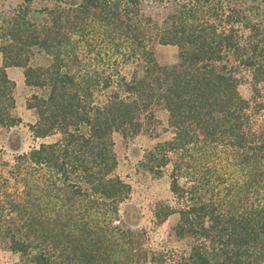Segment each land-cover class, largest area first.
Listing matches in <instances>:
<instances>
[{
    "label": "trees",
    "instance_id": "trees-1",
    "mask_svg": "<svg viewBox=\"0 0 264 264\" xmlns=\"http://www.w3.org/2000/svg\"><path fill=\"white\" fill-rule=\"evenodd\" d=\"M7 5L0 128L22 121L16 65L47 89L25 99L31 133H57L10 157L0 146V244L18 253L12 264H264V0ZM157 44L176 45V61L160 63ZM36 49L46 62L31 60ZM158 110L171 135L140 163L172 193L152 221H173L151 248L113 134L149 129Z\"/></svg>",
    "mask_w": 264,
    "mask_h": 264
},
{
    "label": "rangeland",
    "instance_id": "rangeland-1",
    "mask_svg": "<svg viewBox=\"0 0 264 264\" xmlns=\"http://www.w3.org/2000/svg\"><path fill=\"white\" fill-rule=\"evenodd\" d=\"M10 2H15V0H0V13L6 10L7 4ZM151 12L157 14L158 11L151 9ZM176 52L177 47L174 44H157L155 46V56L160 63L170 64L176 61ZM48 58L46 53L36 49L31 60L46 62ZM7 72L15 80V111L22 117L19 124L0 128V146L5 150L6 156L10 157L14 151L26 150L42 140L55 139L57 133L45 137L33 136L27 124L35 119L36 114L33 108L26 107L25 99L32 92L45 94L47 89L26 84L21 66L10 65L7 67ZM241 90L247 94V85L243 84ZM147 125L149 129L134 135L123 136L119 132L113 134L114 149L118 160L115 170L131 184L129 203L140 214L137 225L143 227L147 232L146 244L151 248H156L164 238L173 217L170 216L160 224H156L152 221V208L157 201L173 200L172 193L169 189L168 176L154 174L140 163V159L146 148L171 135V130L167 125L164 110H158L156 121L148 122ZM174 244L177 245V243ZM17 259L18 253L0 244V264H12Z\"/></svg>",
    "mask_w": 264,
    "mask_h": 264
}]
</instances>
